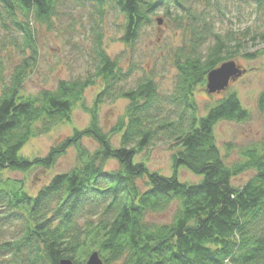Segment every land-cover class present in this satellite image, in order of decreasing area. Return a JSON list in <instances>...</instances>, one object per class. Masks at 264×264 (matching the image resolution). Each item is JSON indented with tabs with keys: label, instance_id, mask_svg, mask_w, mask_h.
<instances>
[{
	"label": "trees",
	"instance_id": "1",
	"mask_svg": "<svg viewBox=\"0 0 264 264\" xmlns=\"http://www.w3.org/2000/svg\"><path fill=\"white\" fill-rule=\"evenodd\" d=\"M85 1L100 15L111 7L124 16L120 40L127 45L136 43L161 8L165 17L188 28L190 39L176 50L171 93H161L153 76L125 88L122 82L132 76L134 64L124 70L118 57L105 52L100 32L93 71L26 94L24 85L40 57L35 24L50 28L66 1L0 0V264H61L64 259L83 264L93 251H99L103 264L264 263V142L244 150V161L228 165L215 142V126L221 120L247 121L250 113L236 93L208 105L203 114L196 100L208 73L233 60L242 42L214 30L211 0ZM255 2L263 17L251 38L264 43V0ZM11 46L22 59L8 73L3 53ZM100 80L103 89L89 126L76 129L46 156L22 155L29 139L70 121L87 88ZM117 98L129 103L108 133L99 124L98 107ZM259 106L264 109V91ZM114 135L120 136L119 145ZM85 137L98 148H86ZM158 140L177 149L172 175L136 160ZM70 146L79 164L53 176L35 195L24 180L6 175L52 168ZM111 160L118 166L107 170ZM179 167L199 181L181 180ZM246 170L256 173L244 185H234ZM167 211L165 219L155 217Z\"/></svg>",
	"mask_w": 264,
	"mask_h": 264
},
{
	"label": "rangeland",
	"instance_id": "2",
	"mask_svg": "<svg viewBox=\"0 0 264 264\" xmlns=\"http://www.w3.org/2000/svg\"><path fill=\"white\" fill-rule=\"evenodd\" d=\"M65 6L54 18L52 26L35 24L39 63L24 85L26 94H35L41 88L55 87L60 79L84 77L93 71V46L98 33H102L105 52L112 58L118 57L120 65L127 70L134 64V71L128 81L122 82L125 88L135 87L143 76H153L158 90L167 94L173 91L177 69L174 65L176 50L187 45L191 32L187 27H179L172 18L165 17L164 9L157 10L151 24L142 28L134 45H127L121 39L124 33V16L106 8L100 15L94 6L85 0H65ZM209 8L214 30L223 38H235L242 42L240 51L232 59L243 73L231 81L227 89L220 93H208L206 84L196 89V100L201 113L208 105L216 103L229 93H236L242 105L250 113L244 122L221 120L215 126L216 143L225 163L234 165L244 161L242 154L248 147L264 142V109H260L259 97L264 91V43L254 40L252 35L262 22V11L255 0H211ZM204 4V3H203ZM200 5V8L203 7ZM158 19L162 22L159 23ZM2 37V35H0ZM235 51V49H233ZM8 73L22 59L21 52L11 46L3 53ZM253 54V56L251 55ZM250 55V56H248ZM103 89L102 81L94 83L85 91L83 101L73 110L70 121L61 122L50 132L32 137L21 150L28 158L46 156L52 146L71 137L76 129H85L91 122V108L98 93ZM129 101L125 98L108 99L99 105V124L105 132H112L119 118L125 113ZM113 141L119 145L120 136ZM83 144L94 151L99 144L85 137ZM173 148L166 141L158 140L136 155V160L146 163L151 171L172 175L175 171L172 159ZM74 146L56 159L52 168H34L28 172L8 171L7 176L24 180V187L35 195L53 176L67 172L79 164ZM118 166L115 160L109 161L105 168L112 170ZM181 180L199 181L186 167L176 170ZM255 170H246L233 179V184L242 186L255 175ZM170 214L155 215L165 219Z\"/></svg>",
	"mask_w": 264,
	"mask_h": 264
},
{
	"label": "water",
	"instance_id": "3",
	"mask_svg": "<svg viewBox=\"0 0 264 264\" xmlns=\"http://www.w3.org/2000/svg\"><path fill=\"white\" fill-rule=\"evenodd\" d=\"M161 23L162 20L158 19ZM243 70L241 66L237 64L235 60H229L223 62L220 66L211 70L207 76L206 91L208 93H220L221 91L227 89L231 81L236 80L241 76ZM99 251H93L89 253V256L85 263L83 264H103V260L100 257ZM61 264H75L71 259H64ZM264 264V263H262Z\"/></svg>",
	"mask_w": 264,
	"mask_h": 264
}]
</instances>
